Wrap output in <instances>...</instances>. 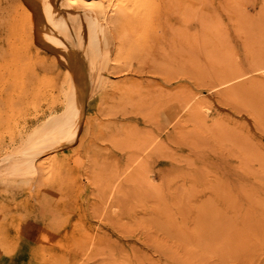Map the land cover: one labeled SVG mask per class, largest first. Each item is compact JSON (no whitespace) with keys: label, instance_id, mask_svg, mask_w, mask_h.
Masks as SVG:
<instances>
[{"label":"rangeland","instance_id":"1","mask_svg":"<svg viewBox=\"0 0 264 264\" xmlns=\"http://www.w3.org/2000/svg\"><path fill=\"white\" fill-rule=\"evenodd\" d=\"M61 1L55 2L58 10ZM125 1L137 3L135 9L129 4V11L140 29L116 30L109 48L112 62L94 66L89 78L94 81L87 78L77 96L68 61H56L58 53L35 24L31 43L22 11L29 0H0V162L7 165L12 155L26 152L35 137L51 130L62 134L70 127L61 136L69 139L66 144L27 156L34 165L23 176L0 165V264H264V175L257 171L251 176L248 170L259 163L241 162L235 141L238 131L251 133L245 142L263 154L264 132L223 99L231 84L212 86L229 77L230 64L242 62L243 71L264 66V0H112L110 15ZM145 68L161 72L146 73ZM256 75L264 77L252 73L250 79ZM188 87L195 96L185 94ZM179 91L185 93L176 95ZM197 105L205 114H198ZM213 119L227 131L218 127L221 123L216 128ZM228 128L231 134L238 130L235 136ZM197 140L196 146L206 147L199 146L202 156ZM49 152L54 156L45 160ZM195 165L206 169L198 171ZM245 165L251 167L245 170ZM256 175H261L258 182L252 180ZM228 196L235 201H226Z\"/></svg>","mask_w":264,"mask_h":264},{"label":"bare ground","instance_id":"2","mask_svg":"<svg viewBox=\"0 0 264 264\" xmlns=\"http://www.w3.org/2000/svg\"><path fill=\"white\" fill-rule=\"evenodd\" d=\"M111 1L112 0H63V1H61V8L58 10L57 9V6H55V2H56V0H29V6L28 5H26V4H24V3H22V11H23V13H24V16H25V20H27L28 21V26H29V29H30V35H31V43H32V45H34L35 44V41H34V36H33V34H32V27H33V24H35V26H36V28L38 29V30H42V31H45V33H44V38H45V42H47V44H50V45H53L54 46V48L52 49L55 53H58L57 54V57L55 58L56 59V61H57V59H58V57H59V60L60 61H62V60H65V61H68V65L72 68V69H70L71 71H72V84L74 85V89H73V93H76L77 92V96H79V95H82L83 94V92H84V90L86 89H84L83 90V88L86 86V84H87V82H88V79L90 78V76L91 75H93V70L95 69V68H100L101 66H105L106 64H108V60H110V59H108V58H110L109 56H110V54H109V48L111 47V44H112V41H113V36H114V34H115V32H116V30L118 29L119 30V28L120 29H124V30H126V29H128V28H130V27H132V29H134V28H138V27H136V24H138V22H132V20H131V13H130V9H135L136 7H137V3L136 4H133V5H131L130 4V2L128 1H125V3H123L122 2V6H120L119 8H117V7H114L113 8V10H115L116 12H117V14L116 15H110V7H111ZM129 4H130V9H129ZM39 8H40V10H39ZM136 20V19H135ZM137 21V20H136ZM136 23V24H135ZM138 25H141V24H138ZM118 27V28H117ZM134 27V28H133ZM140 27V26H139ZM138 29H140V28H138ZM124 30H123V32H124ZM39 34H40V31H39ZM118 35V34H117ZM117 35H116V38H117ZM122 37V36H121ZM29 38H30V36H29ZM114 38H115V36H114ZM115 38V39H116ZM119 38V37H118ZM120 39V38H119ZM119 39H117L118 41H120ZM38 40H40V39H38ZM155 41H156V39L154 40V42L153 43H155ZM167 41H169L170 43H171V41L168 39ZM115 42V41H114ZM41 43H43V42H41ZM159 43V42H158ZM176 43V42H175ZM45 45V44H44ZM156 45V44H155ZM159 45V44H158ZM46 46V45H45ZM114 46V45H113ZM117 46H119V45H117ZM37 49V48H36ZM36 49H35V51H36ZM118 49H119V47H118ZM59 50V51H58ZM115 50V49H114ZM117 51V50H116ZM115 53V52H114ZM114 53H113V55H114ZM118 53H119V51H118ZM105 54V55H104ZM117 54V53H116ZM118 55V54H117ZM119 56V55H118ZM121 56V55H120ZM113 57V56H112ZM120 57H119V61H117V62H120ZM260 61L261 60V58H259V60H257V59H252V61ZM110 62H112L111 60H110ZM115 62V61H114ZM121 63V62H120ZM64 64H66L65 62H64ZM109 65V64H108ZM107 65V66H108ZM115 65H117V64H115ZM121 65V64H120ZM95 66V68L94 69H92L93 67ZM119 66V65H118ZM109 67V66H108ZM126 67V66H125ZM127 67H128V65H127ZM126 67V68H127ZM131 67V66H130ZM130 67H128L129 69H130ZM139 67H141V66H139ZM138 67V68H139ZM123 68V67H122ZM135 68H137L136 66H135ZM144 68V67H143ZM150 68H152V67H150ZM244 64L242 63V62H240L239 64H230V66H228L227 67V69H226V73L228 74V76L229 77H226L225 79H223L222 81H219L218 82V84H214V85H212V86H215V88L219 85H228V83H229V85L231 84V86H229L228 88H226V90L224 91V89H223V93L225 94L224 95V97H223V99H227V100H229L230 99V104H231V108H233V111H236V112H238V113H246L249 117H250V119L252 120V123L253 124H255L256 126H259V128H261L262 130H260L259 129V131H263L264 132V77L263 76H257L256 75V77H254L253 79H252V77H251V79H250V75H252V73H253V75L254 74H257V73H261V74H263L264 75V66H258L257 68H255V69H250V70H248V71H243L244 69ZM119 69V68H118ZM133 69H134V67H133ZM132 69V70H133ZM140 69H142V67L140 68ZM146 69V68H145ZM46 70V69H45ZM120 70V69H119ZM137 70V69H136ZM143 70V69H142ZM147 70V72L146 73H151L152 74V72H153V70L152 71H150L151 69H149V68H147L146 69ZM149 70V71H148ZM155 71L153 72V73H156L157 71H159V72H161L160 70H158V69H154ZM95 71V70H94ZM130 71H131V69H130ZM144 71V70H143ZM142 71V72H143ZM97 72H99V71H97ZM109 72H110V69H109ZM112 72V71H111ZM116 72H117V70H116ZM122 72V71H121ZM126 72H128V71H126ZM133 72H136V71H134L133 70ZM140 73H141V71H139ZM123 73V72H122ZM125 73V72H124ZM145 73V72H144ZM103 74V73H102ZM113 74H117V73H113ZM121 73H120V71H118V75H120ZM133 75V74H132ZM103 76H105V75H103ZM107 76V75H106ZM169 76V75H168ZM212 76V75H211ZM210 76V77H211ZM249 76V78H247ZM92 77V76H91ZM140 77V76H139ZM209 76H208V79L210 78ZM88 78V79H87ZM95 78H96V75H95ZM168 78V77H167ZM245 78H247V79H249V80H244ZM87 79V80H86ZM97 80H102V77H97ZM164 80H166V79H164ZM168 80V82H169V79H167ZM244 80V81H243ZM91 81V83L94 81H92V79L90 80L89 79V82ZM106 81V80H105ZM104 81V82H105ZM130 81V80H129ZM138 81V80H137ZM171 81V80H170ZM199 81V80H198ZM98 82V81H97ZM110 82H111V80H110ZM120 82V81H119ZM131 83H132V81H130ZM201 82H202V80H201ZM201 82H199V85L198 86H201L202 84H204V82L203 83H201ZM109 83V82H108ZM131 83H129V85L131 86L132 84ZM99 84V82L97 83V85ZM105 84V83H104ZM136 84H138V82H136L135 83V85ZM139 84H141V83H139ZM138 84V85H139ZM153 84H156V81H155V83H153ZM157 84H160L159 82L157 83ZM196 84V83H195ZM197 84H198V82H197ZM211 84H213V83H211ZM210 84V85H211ZM81 85V86H80ZM127 85V84H126ZM126 85L124 84V86H123V90L125 89L124 87H126ZM134 85V86H135ZM138 85H137V87H138ZM94 86V85H93ZM128 86V85H127ZM139 86H142V85H139ZM158 86V85H157ZM175 85H173V87H174ZM185 86V85H184ZM196 86V85H195ZM197 86V87H198ZM212 86H211V88H212ZM219 86H218V88H219ZM224 87V86H223ZM135 88L136 87H134V90H135ZM144 89V87H141V89ZM153 88H155V87H153ZM158 88V87H157ZM183 88H185V87H183ZM190 87H188L187 89H185V90H188ZM214 88V89H215ZM217 88V89H218ZM137 89H139L140 90V87H138ZM158 89H160V88H158ZM157 89V90H158ZM161 89H163V88H161ZM160 89V90H161ZM167 89V88H166ZM169 90V89H168ZM171 90V89H170ZM174 90V89H173ZM129 91H131V92H133L132 91V89L130 90L129 89ZM151 91H152V89H151ZM189 92L188 93H185L184 91V93L185 94H191V95H194L193 93H194V91H191V89H189L188 90ZM139 92V94H140V91H138ZM146 92V91H145ZM171 92V93H170ZM170 92H168V94L170 93V95H172L173 94V92L172 91H170ZM182 92V91H181ZM180 91L176 94V95H181L180 93H181ZM182 92V93H183ZM191 92V93H190ZM217 92H219V91H217ZM217 92H216V94H217ZM133 93H135V92H133ZM141 93H143V92H141ZM153 93V92H152ZM220 94H222L221 93V91L219 92ZM218 93V94H219ZM139 94H134L135 95V97L134 98H137L136 96H138ZM150 95H152L151 93H149ZM154 94V93H153ZM184 94V95H185ZM197 94V93H196ZM217 94V95H218ZM133 95V96H134ZM141 95V94H140ZM174 95V94H173ZM173 95H172V97H173ZM183 95V96H184ZM143 96H144V94H143ZM182 96V95H181ZM195 96V95H194ZM146 96H144L143 98H145ZM147 97H148V95H147ZM170 97V96H169ZM175 97V96H174ZM179 97V96H178ZM141 99H142V97H140ZM184 98H186V97H184ZM188 98V97H187ZM198 96L196 97V101H198ZM139 98H137V100H138ZM140 99V100H141ZM170 98H168V100H169ZM174 99V98H173ZM176 99V98H175ZM178 99V98H177ZM183 98H181V100H182ZM217 99V98H216ZM220 99H222V98H220ZM179 100V99H178ZM189 98H188V100L186 99V101H188L189 102ZM193 100V99H192ZM201 101H202V99H200ZM226 100V101H227ZM142 101V100H141ZM141 101H139L140 103H141ZM144 101V100H143ZM142 101V102H143ZM173 101V100H172ZM175 101V100H174ZM173 101V102H174ZM180 101V100H179ZM195 101V102H196ZM207 101V100H206ZM225 100H222V102H224ZM225 101V102H226ZM171 102V101H170ZM182 102H185V99H184V101H182ZM187 102V103H188ZM167 103L169 104V102L167 101ZM166 103V104H167ZM181 103V102H180ZM186 103V104H187ZM192 103V102H191ZM190 103V104H191ZM193 103H194V100H193ZM199 103V102H198ZM202 103V102H201ZM205 103V102H204ZM219 103V102H218ZM135 104V103H134ZM189 104V105H190ZM208 104H210V103H208ZM233 104H234V106H233ZM135 105H137V103L135 104ZM179 105V104H178ZM181 105H182V108H181V111H182V109L184 108V106H183V104L181 103ZM215 105V104H214ZM134 106V105H133ZM141 105H139V107H140ZM143 106V105H142ZM147 106V105H146ZM226 106V105H225ZM80 106H78L77 108H74V115H77V114H79V108ZM137 108L138 110L141 108ZM190 107H191V105H190ZM193 107V106H192ZM191 107V108H192ZM180 108V107H179ZM195 108V107H194ZM222 108H224V107H222ZM228 108V107H227ZM134 109H135V107H134ZM133 109V110H134ZM165 109V108H164ZM189 108H187V110H188ZM199 109H201V108H199ZM203 109V108H202ZM144 110V109H143ZM142 109H141V111H143ZM174 110V109H173ZM185 110H186V108H185ZM184 110V111H185ZM190 110H192V109H190ZM131 110H129V112H130ZM137 111V110H136ZM135 111V112H136ZM175 111V110H174ZM209 111V110H208ZM128 112V111H127ZM139 112H140V110H139ZM190 112H193V110L192 111H190ZM197 112H198V114L200 115L201 113L203 114H205V112H202L201 110H200V112L198 111V105H197ZM197 112L195 113V115L194 116H197L198 114H197ZM215 112V111H214ZM126 113V112H125ZM178 113V112H177ZM194 113V112H193ZM193 113H191V114H193ZM217 113V112H216ZM225 113V112H224ZM129 114V113H128ZM127 114V115H128ZM161 114V113H160ZM160 114H158V115H160ZM190 114V113H189ZM188 114V115H189ZM190 114V115H191ZM197 114V115H196ZM231 115H232V113H230ZM198 115V116H199ZM160 116H162V115H160ZM205 116V115H204ZM203 116V117H204ZM222 116H224V115H222ZM158 117V116H157ZM193 117V116H192ZM219 118H220V116H218ZM217 117V118H218ZM225 117V116H224ZM229 117V116H228ZM167 118V117H166ZM186 118H187V116H186ZM190 118V117H189ZM195 118V117H194ZM201 118V117H200ZM206 118V117H205ZM208 118H210V117H208ZM227 118V117H226ZM156 119H158V118H156ZM172 119H174V118H172ZM171 119V120H172ZM196 119V118H195ZM195 119H192V121L193 122H202L203 124H204V121H198V120H195ZM202 120H204V118H201ZM207 119V118H206ZM221 119V118H220ZM229 119H230V117H229ZM248 119V118H247ZM155 121V119H152V120H148L149 122L150 121H152L151 123L153 124V122ZM189 120V119H188ZM190 120H191V118H190ZM189 120V121H190ZM195 120V121H194ZM240 120V119H239ZM245 120V119H244ZM250 120V121H251ZM191 121V122H192ZM213 121H214V119H213ZM232 121H235V119L234 120H232ZM238 121V120H237ZM237 121H235L236 123H237V125H240V124H238V122ZM148 122V123H149ZM156 122V121H155ZM215 122H217V120H215L214 121V123ZM157 123V122H156ZM169 123V122H168ZM167 123V124H168ZM199 123V124H200ZM209 123V122H208ZM214 123L212 124V126L214 125ZM219 123H221V122H217V124L216 125H214V126H216V128H218V127H223V125H224V123L222 124V125H220ZM227 123V122H226ZM236 123H235V125H236ZM159 124V123H158ZM171 124V123H170ZM199 124L198 125H196V126H199ZM243 124H244V121H243ZM246 124V123H245ZM156 128H157V126H156V124L154 123L153 124ZM204 125H206V124H204ZM217 125H220V126H218L217 127ZM249 125V124H248ZM150 127H151V125H149ZM148 126V127H149ZM167 126V125H166ZM195 126V125H194ZM201 126H203V125H201ZM207 126V125H206ZM209 126V125H208ZM211 126V125H210ZM252 126V125H251ZM205 127V126H204ZM226 127V126H225ZM225 127H223L224 128V130H226V128ZM233 127V126H232ZM235 127H240V126H235ZM243 129H244V127L246 128V125H244V127L243 126H241ZM240 127V128H241ZM254 127V126H253ZM153 128V127H152ZM206 128V127H205ZM210 128V127H209ZM207 129V130H211L212 128H210V129ZM231 128V127H230ZM254 128H258V127H254ZM146 129H148V128H146ZM154 129V128H153ZM197 129V128H196ZM214 129H215V127H214ZM214 129H213V131H214ZM233 129H234V127H233ZM233 129H230V130H232L233 131ZM165 130V129H164ZM198 130V129H197ZM202 130H203V128H202ZM205 130V129H204ZM219 130V129H218ZM246 130H247V128H246ZM249 130V129H248ZM258 130V129H257ZM156 131H158V130H156ZM223 130H221V132H222ZM227 131V130H226ZM225 131V132H226ZM228 131H229V128H228ZM238 130H235V131H233L235 134H236V132H237ZM67 132H70V127H67L65 130H64V132L62 133V134H57V130L56 131H54V130H51V131H48V132H45L44 134H41V135H39V136H37V137H35L34 138V140L33 141H31L29 144H28V146H27V149L25 150L26 152H24V153H20V154H17V155H12L10 158H11V161H10V163H8L7 165H5L6 163H4L3 161H1L0 162V165H3L5 168H7V169H12V170H15V172L16 173H18V175L19 174H22L23 173V171H26V170H30L31 171V169H33V165H34V163L33 162H31V164H30V160L31 159H28V155H33L34 157L35 156H37V155H42V153H45V152H48V150H52V149H54V148H56V147H59V146H61V145H63V144H66L68 141H69V139L67 140V139H62L61 138V136L62 135H66L65 133H67ZM210 133L212 132V131H209ZM217 132H219V131H217ZM216 132V133H217ZM225 132H222V133H225ZM238 132H240V131H238ZM237 132V134L238 135H236L235 136V134H233V136H235V141L239 144L238 145V148H240V153H239V156H236V157H239L240 159V161L241 162H245L246 160L247 161H251V162H255V161H252V160H256L258 163H259V168H253V170H250L251 168L249 167V166H246L247 167V169H245L243 166H241V171H243L244 169L245 170H248V167L250 168L249 170H248V172L251 174V173H253V174H255V172H257V171H259L258 172V175L259 174H261L262 176L264 175V174H262V173H260L261 171H263L262 169L264 168V153L262 154L260 151H258L257 149H259L258 147H257V149H254V148H252V147H254V146H256V145H254V143L253 144H251V142H250V144L251 145H248L245 141L248 139L249 140V135H251V133H249V134H243V132L242 133H238ZM203 134L205 133V132H202ZM214 133V132H213ZM222 133H220V134H222ZM229 133H230V135H232L231 134V132L229 131ZM67 134H69V133H67ZM155 134H157V133H155ZM226 134V133H225ZM151 135H153V132H152V134ZM182 135H183V133H182ZM213 135V134H212ZM216 135H218V134H216ZM223 135V134H222ZM264 135V134H263ZM196 136H198V135H196ZM219 136V135H218ZM253 136V135H252ZM251 136V137H252ZM157 137V136H156ZM213 137V136H212ZM214 137H216V136H214ZM213 137V138H214ZM228 137V136H227ZM227 137H225L223 140H222V138L220 139V141L222 140V141H225V139H227L228 140V138ZM153 138H155V137H153ZM198 138H201L200 136L198 137ZM210 138H211V136H210ZM209 138V139H210ZM252 138H254V137H252ZM158 139V138H157ZM172 139V138H171ZM196 139V138H195ZM208 139V140H209ZM215 139V138H214ZM230 139H232L231 140V142L232 141H234V139H233V137L231 138V136H230ZM180 140H181V138H180ZM191 140H194V137L191 139L190 138V141ZM255 140H257V139H255ZM153 141H154V139H153ZM156 141V140H155ZM183 142L185 141V140H182ZM219 141V142H220ZM250 141V140H249ZM259 141H261V140H259ZM179 142H181V141H179ZM182 142V143H183ZM189 142V141H188ZM192 142V141H191ZM191 142L190 143H187V144H189V146H190V144H191ZM195 142V141H194ZM226 142V141H225ZM225 142H224V144H225ZM229 142V141H228ZM236 142H235V144H236ZM258 142V141H257ZM143 143H144V141H143ZM197 143H199V141L197 140V142H195V146L197 145ZM200 143H201V141H200ZM214 143V142H213ZM222 143V142H221ZM259 143V142H258ZM263 143V142H262ZM142 144V143H141ZM177 144V143H176ZM183 144H185V143H183ZM219 144V143H218ZM235 144H233V142H232V145L231 146H233V145H235ZM260 144H261V142H260ZM137 145V144H136ZM135 145V146H136ZM148 145V144H147ZM191 145H193V144H191ZM213 145H216V144H213ZM220 145V144H219ZM222 145V144H221ZM220 145V146H221ZM237 145V144H236ZM235 145V146H236ZM259 145V144H258ZM138 146V145H137ZM146 146V145H145ZM153 146H154V143H153ZM186 146V145H185ZM199 146H200V148L202 149V147H204V148H206L205 146H203L202 145V147H201V144L199 145L198 144V146H196V149H197V147H198V152H200V155L202 156L203 154H201V149H199ZM207 146V145H206ZM227 146V145H226ZM226 146L224 147V148H226ZM252 146V147H251ZM264 146V144H262L261 145V147H263ZM132 147V146H131ZM143 147V146H142ZM188 147V146H187ZM191 147V148H190ZM189 147V149H191L190 151H192L194 148L192 147V146H190ZM213 147V146H212ZM223 147V146H222ZM228 147V146H227ZM260 147V146H259ZM133 148V147H132ZM138 149H139V147H137ZM137 148H135V149H137ZM144 148V147H143ZM146 148V147H145ZM145 148H144V150H145ZM152 148V147H151ZM215 148H216V146H215ZM131 149V148H130ZM137 149V150H138ZM142 149V148H141ZM140 149V150H141ZM148 149V148H147ZM196 149H195V152L194 153H198V152H196ZM221 149V148H220ZM232 149V148H231ZM230 148H228V150H231ZM262 149V148H261ZM143 150V149H142ZM208 150V149H207ZM147 151V150H146ZM203 151H204V149H203ZM218 151V150H217ZM221 151H222V149H221ZM221 151H219V152H221ZM232 151V150H231ZM230 151V152H231ZM262 151V150H261ZM138 152H139V150H138ZM214 152V151H213ZM224 152V151H223ZM229 152V153H230ZM143 153V152H142ZM193 153V152H192ZM207 154V152L206 151H204V154ZM217 153V152H216ZM227 153H228V151H227ZM229 153H228V155H229ZM233 153V152H232ZM250 153H251V155H250ZM54 152H49V153H47L46 154V156H45V160H47V158H50L51 156L53 157L54 155ZM130 154H131V152H130ZM211 154V153H210ZM213 154V153H212ZM215 154V153H214ZM213 154V155H214ZM231 154V153H230ZM234 155H236L237 154V152H235L234 151V153H233ZM141 155V154H140ZM188 156H189V154H187ZM197 155H199V153L198 154H196V155H194V157L196 158L197 157ZM199 155V156H200ZM224 155H225V153H224ZM200 156V157H201ZM205 156V155H204ZM215 156V155H214ZM51 157V158H52ZM138 157V156H137ZM216 157V156H215ZM218 157V156H217ZM220 157V156H219ZM232 157H234L233 155H232ZM50 158V159H51ZM129 158V157H128ZM134 157H130V159H133ZM223 158H228V157H223ZM135 159V158H134ZM186 159H188V157L186 156ZM197 159V158H196ZM203 159V158H202ZM43 160H44V158H43ZM44 160V161H45ZM128 160V159H127ZM139 160V159H138ZM191 160V159H190ZM189 160V161H190ZM197 160H200V159H197ZM205 160V159H204ZM218 160V159H217ZM223 160V159H222ZM222 160H220V161H222ZM226 161H227V159H225ZM131 161H133V160H131ZM136 161V160H135ZM187 161V160H186ZM195 161V160H194ZM207 161V160H206ZM211 162H213L212 160H210ZM240 161H238L239 162V164H240ZM128 162V161H127ZM130 162V161H129ZM188 162V161H187ZM192 163H193V158H192V161H191ZM204 162V161H203ZM231 162V161H230ZM121 163V162H120ZM119 163V164H120ZM206 164H207V162H206ZM217 165H216V169L218 170V168H217V166H218V164L219 163H216ZM225 164H228V163H226L225 162ZM224 164V165H225ZM233 164V163H232ZM239 164H235L236 166H239ZM247 164V163H246ZM250 164V163H249ZM126 165V164H125ZM185 165V164H184ZM192 165V164H191ZM202 165H204V164H202ZM209 165V164H208ZM212 165V164H211ZM223 165V166H224ZM252 165H254V164H252ZM21 166V167H20ZM122 166V165H121ZM127 166V165H126ZM130 166V165H129ZM196 166V165H195ZM199 166H201V165H199ZM204 166H206V165H204ZM202 167L203 169L205 168V167ZM214 166V165H213ZM221 166H222V163H221ZM232 166H234V165H232ZM235 166V167H236ZM125 167V166H124ZM197 167V166H196ZM200 167V168H201ZM228 167V166H227ZM126 168H128V167H126ZM198 168V171H200V170H202V168L200 169L199 167H197ZM207 168H209L208 166H207ZM213 168V167H212ZM242 168H244V169H242ZM125 169V168H124ZM189 170L191 169V168H188ZM192 169H194V168H192ZM200 169V170H199ZM206 169V168H205ZM214 169V168H213ZM234 169V168H233ZM238 169H239V167H238ZM127 170V169H126ZM125 170V171H126ZM220 170V169H219ZM29 171V172H30ZM124 171V172H125ZM183 171V170H182ZM194 171H195V169H194ZM205 171V170H204ZM209 171V170H208ZM207 170L205 171V173L206 172H208ZM220 171H222V170H220ZM235 171H236V169H235ZM241 171H240V173H241ZM29 172H25V173H29ZM122 172H123V170H122ZM185 172H186V170H185ZM184 172V173H185ZM201 172H203V170L201 171ZM213 172V171H212ZM214 172H216V171H214ZM229 172V171H228ZM227 171H226V173H228ZM231 172V171H230ZM248 172H245V171H243V173H247L248 174ZM183 173V172H182ZM187 173H189V172H187ZM205 173L203 174V175H205ZM225 173V172H224ZM232 173H233V171H232ZM242 173V174H243ZM194 174V173H193ZM234 174V173H233ZM27 175H29V174H27ZM190 175V174H189ZM202 174H200V176H201ZM227 175V174H226ZM237 175V174H236ZM244 175V174H243ZM243 175H241V176H243ZM260 175V176H261ZM22 176H23V174H22ZM26 176V175H25ZM210 176H212V175H210ZM214 177H215V175H213ZM212 176V177H213ZM217 176V175H216ZM225 176V175H224ZM246 176V175H245ZM251 176H252V174H251ZM260 176L259 177H257V175L255 176V178L254 179H252V180H256V178L257 179H259L260 178ZM192 177V176H191ZM211 177V179L213 180V178ZM219 176H217V177H215V178H218ZM239 177V176H238ZM248 177V176H247ZM254 177V176H253ZM119 178V177H118ZM202 178V177H201ZM201 178H200V180H201ZM210 178V177H209ZM233 178H237V177H234L233 176ZM246 178V177H245ZM249 178V177H248ZM262 178V177H261ZM120 179V178H119ZM227 182H229L228 180H227V178H224ZM223 179V180H224ZM218 180V179H217ZM216 180V181H217ZM220 180H222V178L220 177V179L218 180V182L220 181ZM233 180V179H232ZM236 180V179H235ZM240 180H242V177L240 178ZM215 181V180H214ZM216 181H215V183H216ZM225 181V182H226ZM242 181H244V180H242ZM241 181V182H242ZM245 181H248V180H245ZM250 181V180H249ZM217 182V183H218ZM222 182V181H221ZM224 182V183H225ZM236 182V181H235ZM240 181H238V183H239ZM240 182V183H241ZM255 182V181H254ZM256 182H258L257 180H256ZM214 182L213 183H210L209 182V184L213 187V185L215 184ZM239 183V184H240ZM248 183V182H247ZM253 182H251V184H252ZM213 184V185H212ZM222 184V183H221ZM230 184V183H229ZM232 185H235V184H233V183H231ZM230 184V185H231ZM244 183L242 182V185H243ZM114 185V184H113ZM206 185V184H205ZM210 185H208V186H210ZM219 185H220V183H219ZM229 185V186H230ZM238 185V184H237ZM241 185V184H240ZM242 185H241V187H242ZM247 185H250V184H247ZM208 186H206V187H208ZM210 186V187H211ZM216 186V185H215ZM223 186H224V184H223ZM222 186V189H224V187ZM236 186V185H235ZM234 186V187H235ZM243 186H245V184L243 185ZM251 186V185H250ZM116 187V186H115ZM205 187V188H206ZM211 187V188H212ZM220 188H221V185L219 186ZM238 187V186H237ZM255 189H257V185H255ZM216 188H218L217 186H216ZM226 188H227V185H226ZM225 188V190H229V188H227L226 189ZM244 188V187H243ZM251 188V187H250ZM250 188H248L249 190H250ZM253 188V187H252ZM114 189V188H113ZM213 190H212V192L213 191H215L214 190V188H212ZM244 189H246L247 190V188H244ZM115 190H116V188H115ZM114 190V191H115ZM208 190V189H207ZM227 190V191H228ZM241 190H242V192H244L243 191V189H240V192H241ZM252 190V189H251ZM253 190H254V188H253ZM206 191V190H205ZM220 191V190H219ZM236 191V190H235ZM203 192V191H202ZM216 192H217V190H216ZM230 192H232V191H230ZM234 192V191H233ZM237 192H239V190H237ZM246 192V191H245ZM248 192V191H247ZM201 193V192H200ZM225 193H227L226 191H225ZM235 193V192H234ZM219 194H221L220 192H219ZM245 194V193H244ZM110 195V194H109ZM213 195H215V194H213ZM217 195H218V193H217ZM113 196H114V194H113ZM112 196V197H113ZM202 196V195H201ZM222 196V195H221ZM221 196H219V197H221ZM218 197V196H217ZM229 197V196H228ZM220 199V198H219ZM222 199V198H221ZM220 199V200H221ZM225 199V198H224ZM226 199H228L227 197H226ZM230 199H232V198H230L229 197V200H226V201H229L230 202ZM111 200V199H110ZM233 201H235V199H232ZM210 201V200H209ZM212 201V200H211ZM233 201H231V202H233ZM221 202H223V203H225L226 205H228L227 204V202H224V200L223 201H221ZM231 204V203H230ZM229 204V205H230ZM231 205H233V204H231ZM234 205H235V203H234ZM231 244V243H230ZM240 251V250H239Z\"/></svg>","mask_w":264,"mask_h":264}]
</instances>
